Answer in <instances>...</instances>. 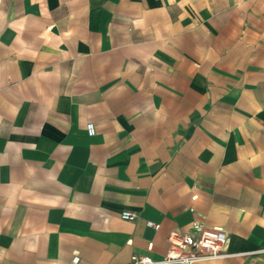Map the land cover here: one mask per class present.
I'll list each match as a JSON object with an SVG mask.
<instances>
[{
	"label": "crops",
	"instance_id": "0c3cea01",
	"mask_svg": "<svg viewBox=\"0 0 264 264\" xmlns=\"http://www.w3.org/2000/svg\"><path fill=\"white\" fill-rule=\"evenodd\" d=\"M194 221L229 234L196 264H264V0H0V264L160 258Z\"/></svg>",
	"mask_w": 264,
	"mask_h": 264
},
{
	"label": "built area",
	"instance_id": "2783aa9c",
	"mask_svg": "<svg viewBox=\"0 0 264 264\" xmlns=\"http://www.w3.org/2000/svg\"><path fill=\"white\" fill-rule=\"evenodd\" d=\"M86 129L89 135L94 134L92 122ZM123 219L132 220L135 214L129 210L121 212ZM150 225L157 224L148 221ZM229 234L219 227H210L194 221L187 231L173 228L167 235V251L160 258L148 255H133L125 264H196L202 260L214 259L228 252ZM80 256L73 254L66 264H79Z\"/></svg>",
	"mask_w": 264,
	"mask_h": 264
}]
</instances>
